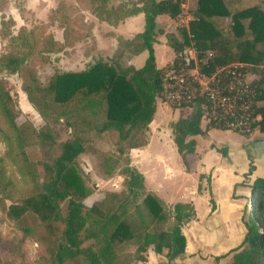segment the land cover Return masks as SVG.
I'll return each instance as SVG.
<instances>
[{"label":"trees","instance_id":"trees-1","mask_svg":"<svg viewBox=\"0 0 264 264\" xmlns=\"http://www.w3.org/2000/svg\"><path fill=\"white\" fill-rule=\"evenodd\" d=\"M246 1L198 0L193 21L189 28L180 29L179 37L165 34L158 19L168 17L177 21L186 0H89L91 13L100 22L117 27L129 18L144 15V30L131 40L118 37L112 58L101 59L81 72H57L47 86H42L36 69L26 65L33 48L25 50L26 39L21 35L12 39L16 47L0 56V74H23L27 78L23 90L47 125L37 130L29 121L19 124L20 112L9 83L0 79V120L6 128L0 126V139L8 149L6 160L16 167L27 186L16 191L6 160L0 157V211L26 225L22 227L24 237L15 240L10 255L2 254L4 241H0V264H137L145 263L150 251L162 254L164 250L168 251L169 264L184 258L187 239L183 229L197 220L193 204L169 207L155 193L147 191L145 176L132 166L129 154L122 171L125 191L107 193L87 209L76 164L86 153L84 133L114 132L123 144L133 135L146 136L155 120L159 100L164 102L163 78L179 65L180 54L191 45H195L200 58L213 55L208 66L201 67L204 74L213 75L219 69L241 65L244 74L258 76L251 86L258 94L257 101L264 104V8L246 7ZM6 24L2 21L3 30ZM67 30L70 31L65 29L63 44L51 40V48L55 49L49 53H60L76 44L78 39L66 38ZM0 33L3 34L2 30ZM162 36L176 57L173 63L159 68L156 46ZM144 52L148 57L141 69L124 64L126 56ZM203 113L201 107H194L190 117L172 123L174 143L185 164L186 156L195 152V138L211 130L227 132L210 125L204 131ZM257 114L262 119L254 132L264 134V106L255 108L254 115ZM63 117H67L65 124L74 133L58 143L55 125L51 124L59 123ZM36 147L42 153L40 162L32 161L29 155V150ZM140 147L144 146H133L131 150ZM51 153L57 155L51 157ZM120 154L125 156L126 151L123 149ZM251 188L254 198L261 193L253 200L252 211L248 207L243 212L245 237L229 253L233 258L231 264H264V180H256ZM27 189L30 195L25 192ZM15 191L19 192L21 203L8 207L6 202L14 200ZM58 224L63 225L60 234L56 230ZM159 224L167 225V229H158ZM36 226H44L50 232L44 237L47 246L31 262L25 243ZM90 241L93 244L86 246ZM130 247L136 248L134 254L129 252Z\"/></svg>","mask_w":264,"mask_h":264},{"label":"rangeland","instance_id":"rangeland-1","mask_svg":"<svg viewBox=\"0 0 264 264\" xmlns=\"http://www.w3.org/2000/svg\"><path fill=\"white\" fill-rule=\"evenodd\" d=\"M117 3L118 2H116V4ZM197 3L198 0H186V4L182 6L183 14L179 19L176 21L163 17L159 27L162 28L165 34L173 33L180 37V29L189 28L190 22L193 21ZM255 5H260L264 8V0L246 1V7ZM90 8L89 0H0V32L2 30L3 33H0V56L7 55L11 52V47H16L12 39L19 35L22 36V39L24 37V39H26L25 50L29 51L33 48V53L30 55L26 65L30 67L33 66L36 69L37 76L42 86H47L53 75L57 72H81L101 59H110L114 54V50H111L112 43H117L118 37L115 34L111 35V32H109L110 28L107 27L108 24L100 22L91 13ZM2 21L7 22L4 30L2 28ZM143 27L144 21L141 28L143 29ZM65 29L70 30L66 31V38L70 41L76 39H78V41L74 46L67 47L63 52L49 53L51 49H55L54 46L51 48V40L54 43L56 40L63 44ZM139 29L140 26L137 24L135 33L139 32ZM126 36L131 37L134 35L130 33ZM161 39L162 42H160V44L162 43L163 45H158L156 48L159 68H163L168 63H172L176 57L174 50L167 46L166 37L163 36ZM124 64H128L127 59L124 60ZM249 75L255 80H258V76ZM0 79L9 83L12 98L20 112L18 123L22 124L25 121H29L37 130H43L47 125L46 119L43 118L39 110L30 103L23 90L27 78H25L23 74L10 75L3 72L0 74ZM262 106H264V104H262ZM190 110L189 108L171 107L167 103L159 100L155 121L151 125L146 136L133 135L130 140L124 144L120 143L118 134L114 132H108L102 135L97 132L84 133L83 136L87 140L86 153L79 157L76 164V171L80 176L85 190L84 205L86 208H91L95 202L102 200L107 193H122L125 191V178L122 175V171L124 167H126L129 154L131 155L133 150H136H131L133 146L141 145L144 147H140V149L145 148L147 145L151 144L153 140L154 148L164 155L170 156L173 151V143L171 140L174 141L171 129L172 123L177 122L181 117H188L191 115L193 111ZM66 120L67 117H63L59 123L56 124L54 122L51 124V127L55 125L54 129L57 134L58 143L65 142L73 136L74 131L65 124ZM0 126L6 129L1 120ZM202 127L205 130L207 129L208 123L206 120L202 122ZM208 132H206V134H208ZM158 139H161L164 146H158ZM250 139L255 141L264 139V134L255 131L252 135L243 136L236 132H222L217 134L213 139V147L216 149L225 148L229 153L228 157L230 160L233 162L237 161L238 164H240V171L242 166L250 173L249 171L253 166L256 168L258 167L259 170L264 169V155L259 159L256 157L254 158V154L250 152L252 148L249 142ZM176 148L177 147L174 148L176 151L175 153H178ZM123 149L126 151L125 156L120 154V151ZM7 151L8 149L5 143L0 139V157L6 160ZM29 155L31 160L35 162H40L42 159L41 150L37 147L30 149ZM56 155L55 153H51V157H55ZM133 159L134 158L131 156L130 162H132V166L135 167ZM179 159L182 160V158ZM176 164V166H178L177 162ZM6 166L8 176L16 183V191L18 190L20 192L27 188L26 184H23V179L17 172L16 167L9 160H6ZM146 190L151 192L147 184ZM16 191L14 200L6 202L8 207L21 203L22 198L19 192L16 193ZM25 192H28L30 195L28 189ZM260 193L259 191L255 198L252 194L249 196V201L246 206L247 211L248 207L249 210L252 209L251 203H253V200L255 202V200L259 198ZM65 206L66 204L62 206L64 212ZM168 206L172 207L173 205ZM241 218L242 217H230L234 233L238 232V234H241L245 232ZM225 219L226 217L220 216L213 218L210 222L214 223L216 226L223 227L225 225ZM193 223L194 222L191 224ZM29 224L33 226L32 221H29ZM24 226L26 225L16 223L14 217H9V215L0 211V241H4L2 249V254H4V256L10 255V253L14 251L16 239L24 237L22 231V227ZM188 226L189 225L185 226L184 229L190 230L187 231L189 234L192 229ZM57 227L56 230L60 234L63 230V225L58 224ZM157 228L165 230L167 229V225L159 224ZM46 232H50L46 230V227L36 226L35 230L29 235V239H26L25 249L28 252L31 262H34L37 259V253L47 246L44 237L47 238L49 235H47ZM225 236L226 235H222L221 239L224 240ZM91 244H93L92 241L88 242L86 246ZM135 251V247L129 248L131 254H134ZM232 259L233 258H231L229 264L232 263ZM197 260H201V258L198 256ZM213 262L214 260L208 264H213ZM221 264L226 263L222 261Z\"/></svg>","mask_w":264,"mask_h":264},{"label":"crops","instance_id":"crops-1","mask_svg":"<svg viewBox=\"0 0 264 264\" xmlns=\"http://www.w3.org/2000/svg\"><path fill=\"white\" fill-rule=\"evenodd\" d=\"M162 18L158 19L159 24ZM143 21L144 15H139L127 19L117 27L106 25L110 28L111 35L115 34L117 37L131 40L143 32L144 27L141 28ZM136 23L142 30L139 29V32L135 33ZM130 33L134 36H126ZM117 46L118 42L112 43L111 50H114V53ZM147 57V52H144L138 56H126L125 59L128 60V64L141 69ZM189 109L194 111V107ZM222 132L211 130L208 134L195 138L197 143L195 152L186 156V164L183 159H179L181 158L179 153H175L176 146L173 140H171L173 151L170 156L154 148L153 140L145 148L133 150L131 153L134 166L145 176L147 187L151 192L157 194L168 205L191 203L197 211V220L189 224L192 231L188 234L187 231L190 230H183L187 239L186 255L172 264H208L213 260V264H221L222 261L229 264L232 258L229 253L238 248L244 240L245 232L234 233L230 217H243L242 212L253 191L251 186L258 179L264 180V169L259 170L258 167L253 166L252 173L250 171L248 173V170L241 166L240 171V164L230 160L225 148L213 147V139ZM249 142L252 147L250 152L254 154V158L263 157L264 139L256 141L250 139ZM158 146H164L161 139H158ZM220 216L226 217L223 227L210 222ZM222 235H226L224 240L221 239ZM167 254L168 251H164L163 254L150 251L147 254V261L137 264H169ZM198 256L201 260H197Z\"/></svg>","mask_w":264,"mask_h":264},{"label":"built area","instance_id":"built-area-1","mask_svg":"<svg viewBox=\"0 0 264 264\" xmlns=\"http://www.w3.org/2000/svg\"><path fill=\"white\" fill-rule=\"evenodd\" d=\"M212 58V54L200 58L195 45L185 48L179 65L163 78L161 99L176 108L199 106L204 111L202 122L227 132L252 135L262 119L260 114L254 115L255 108L262 106L251 86L255 79L244 74L241 65L204 74L201 67L208 66Z\"/></svg>","mask_w":264,"mask_h":264},{"label":"water","instance_id":"water-1","mask_svg":"<svg viewBox=\"0 0 264 264\" xmlns=\"http://www.w3.org/2000/svg\"><path fill=\"white\" fill-rule=\"evenodd\" d=\"M251 193H252V195H254L255 194V191L253 190Z\"/></svg>","mask_w":264,"mask_h":264}]
</instances>
